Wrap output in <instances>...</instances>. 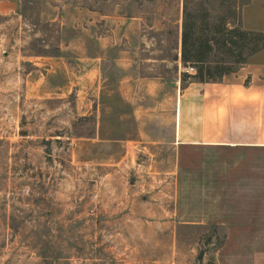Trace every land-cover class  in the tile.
<instances>
[{
	"label": "rangeland",
	"instance_id": "374dc122",
	"mask_svg": "<svg viewBox=\"0 0 264 264\" xmlns=\"http://www.w3.org/2000/svg\"><path fill=\"white\" fill-rule=\"evenodd\" d=\"M253 1L244 27L264 31ZM144 5L161 26L184 0H0V264H219L230 229L264 224V205L239 203L264 181V152L238 169L235 156L183 152L181 211L227 222L194 228L174 215L176 166L151 172L119 140L135 131L131 110H109L87 74Z\"/></svg>",
	"mask_w": 264,
	"mask_h": 264
},
{
	"label": "crops",
	"instance_id": "0c3cea01",
	"mask_svg": "<svg viewBox=\"0 0 264 264\" xmlns=\"http://www.w3.org/2000/svg\"><path fill=\"white\" fill-rule=\"evenodd\" d=\"M263 2L254 0L253 4L262 6ZM147 9L138 6L132 16H121L122 36L108 37L107 56L92 54L93 67L87 78L99 93L107 88L109 110L124 106L131 110L135 131L119 140L131 146L133 155L147 157L141 166L156 173L172 172L171 166H176L174 215L178 225L225 226L223 219L212 216L209 220L206 211L201 217L186 216L181 211L180 203L187 199L179 189V172L184 170L181 157L184 151L193 150L210 155L225 153L235 156L238 169L248 157L264 152V49L221 81L186 83L183 74L187 67L182 61L184 7L173 21L177 25L175 38L173 23L163 18L159 26L156 19L149 18ZM104 69L106 74L101 72ZM244 187L243 182L236 181V189ZM250 187L251 200L245 203L239 198V203L264 205V192L260 191L264 181L253 182ZM210 202L223 203L222 198ZM246 226L239 223L237 229L229 230L227 244L217 254L219 264H264V224Z\"/></svg>",
	"mask_w": 264,
	"mask_h": 264
},
{
	"label": "trees",
	"instance_id": "16d2710c",
	"mask_svg": "<svg viewBox=\"0 0 264 264\" xmlns=\"http://www.w3.org/2000/svg\"><path fill=\"white\" fill-rule=\"evenodd\" d=\"M249 1L184 0L182 61L196 70L184 73V82L221 81L264 49V31L248 30L242 21L241 10ZM218 4L230 14L215 15Z\"/></svg>",
	"mask_w": 264,
	"mask_h": 264
},
{
	"label": "built area",
	"instance_id": "2783aa9c",
	"mask_svg": "<svg viewBox=\"0 0 264 264\" xmlns=\"http://www.w3.org/2000/svg\"><path fill=\"white\" fill-rule=\"evenodd\" d=\"M187 72H188V73H194V72H196V70H195L194 67H188V68H187Z\"/></svg>",
	"mask_w": 264,
	"mask_h": 264
}]
</instances>
